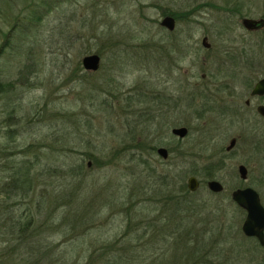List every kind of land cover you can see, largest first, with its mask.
Segmentation results:
<instances>
[{
    "label": "rangeland",
    "instance_id": "rangeland-1",
    "mask_svg": "<svg viewBox=\"0 0 264 264\" xmlns=\"http://www.w3.org/2000/svg\"><path fill=\"white\" fill-rule=\"evenodd\" d=\"M229 1L238 2L239 16L220 13ZM208 3L217 8L200 9ZM168 13L177 17L173 37L182 49L173 51L166 42L160 22ZM246 13L263 17L264 0H0V147L9 148L5 155L12 152L8 161L38 162L35 199L41 202L36 222L52 229L47 236L51 247L57 246L54 255L75 240L80 242L75 251L86 253L88 264L119 254L131 264H264L262 251H252L251 242H245L244 215L230 201L233 188L249 184L264 205V160L244 142L226 153L235 128L218 129L213 114L197 118L210 96L203 84L212 90L219 66L229 54H241L239 48L247 42L241 25ZM204 35L211 51L201 46ZM90 54L100 57L96 72L81 67V59ZM166 96L170 109L163 113ZM177 126L188 129L182 141L171 134ZM8 130L15 132L12 138ZM131 138L167 149L166 160L155 151L150 159L145 150L142 155L157 172L168 174L171 183L157 187L159 193L178 190L189 176L201 183L188 203L173 210L169 208L175 206L152 202L160 213L151 210L146 219L145 208H139L142 212L135 217L144 224L160 218L156 230L161 240L153 230L149 237L137 238L140 232L131 230L135 221L128 222L119 209L130 196L139 200L145 195L135 187L153 181L138 161L140 152L126 150L134 144ZM30 145L28 158L18 154ZM216 162L220 166L215 168ZM79 165L82 173L75 172ZM238 165L248 170L246 183L239 179ZM208 175L223 185L222 193L208 191ZM70 191L79 194L76 202L69 206L61 199L56 204ZM155 196L149 193L148 198ZM88 210L93 211L91 220ZM78 215L84 222L74 227ZM9 222L3 215L0 250L15 242ZM146 239L147 246H139ZM129 242L136 247L124 255L121 246ZM106 245L113 247L102 255ZM239 249L245 251L242 256L230 253Z\"/></svg>",
    "mask_w": 264,
    "mask_h": 264
},
{
    "label": "trees",
    "instance_id": "trees-1",
    "mask_svg": "<svg viewBox=\"0 0 264 264\" xmlns=\"http://www.w3.org/2000/svg\"><path fill=\"white\" fill-rule=\"evenodd\" d=\"M171 16H174L175 19L177 17L173 15V13H168ZM98 53V52H97ZM82 67V66H81ZM148 125V124H147ZM10 137H13V131H6ZM146 139L141 138L140 141L135 140L134 138H131V142L133 141V145L131 147L126 148V150L129 149H136L140 152V156L138 157L139 163L145 168L146 174L148 177H151L153 179L152 184H146L144 187H135V190L142 191L144 190V194L142 195L141 199L139 200H133L132 196L128 198V200L122 201L119 204V209H122V211L125 213L127 221L132 222L135 221V225L131 230H136L140 232V235L137 238L142 237L147 238L149 237V232L153 230L156 234V238H161L162 234L159 230H156L159 219H149V222L146 224L140 222L139 218L135 217L139 213L141 207L145 208L146 219L148 218V214L151 212V210L157 211L159 210L157 207L153 208L151 207L152 202H156V205L158 204H164L167 206H175L174 208H169L171 210L176 208L177 204H183L182 202H187V197L191 194L185 183H181L178 186V190H172L169 191L166 194H163V192L159 193L158 190L161 187V185L165 186L163 188H167V185H170L171 181L168 182V174L157 172L149 163L148 160L142 159L143 153L146 151L148 154V159L153 157L155 148L148 147L146 144ZM31 148V145L29 147L25 146L21 148L20 152L18 154H22L24 157H27L30 155L29 149ZM7 147L3 146L0 147V220L3 218V215H5L9 222V225H7V229H10V233L12 234V240H14V245H11L9 247H4L0 250V264H81V262L84 261V264H88L87 260H85L87 257L86 253L82 252H76L75 250L78 247V243L80 242H71L70 245L65 250L57 251V255H54V251L57 248V246H52L51 243L48 241V234L50 233L52 229H50L49 226H45L44 229H42L43 224H39L36 222V217L39 214V205H40V198L36 196V189L39 187V182L37 175L34 174V167L35 164L38 162L28 160V159H20L18 160H10L8 161L7 157L12 156V152L9 150V155L3 154V150L5 152L7 151ZM145 150V151H144ZM34 154V153H33ZM31 154V155H33ZM5 155L6 157H3ZM38 154H35V157L37 158ZM14 157V156H13ZM6 158L5 160H2ZM2 160V161H1ZM82 167L79 165L75 172L82 173ZM209 174V173H208ZM210 176V175H208ZM157 184V185H156ZM160 185V186H159ZM134 189V187H133ZM77 198L79 194L76 191H70L67 194L62 193L60 197H58V202L56 204H59L60 200L63 199V203L71 206L73 202H76V194ZM149 193H152V195H156L155 199L149 200L148 195ZM72 195V196H71ZM73 197L74 200H71L70 198ZM160 198V199H159ZM78 203V202H77ZM188 203V202H187ZM79 204V203H78ZM153 204V203H152ZM76 207L79 205L74 204ZM24 206L23 209L20 207ZM36 206V208H35ZM47 206V205H46ZM81 206V205H80ZM79 206V207H80ZM137 206H140L136 208ZM134 209H137L134 210ZM143 209V208H142ZM21 210V211H20ZM134 210V211H133ZM3 211V213H2ZM133 211V212H132ZM136 211V212H135ZM161 211V210H160ZM142 212V211H140ZM96 212H94L95 214ZM78 214V212H77ZM90 216H93V211L88 210V219ZM137 218V220H136ZM156 218V217H155ZM74 227L81 226L84 222V219L82 216L74 217ZM161 221V220H160ZM180 221H182L180 219ZM63 225H59L58 230L62 233V227ZM130 226V223H128V228ZM182 226V225H181ZM127 228V229H128ZM158 233H157V232ZM129 232V230H128ZM123 237H125V234H123ZM140 239H138L139 241ZM161 240V239H160ZM6 242L5 240H3ZM146 241H143L139 246H144V248L147 246ZM188 246V244H185ZM61 246V245H60ZM138 246V245H137ZM54 247V248H53ZM113 245L104 246V251H102V255L108 254L111 251V248ZM136 246L132 244L131 242L128 243V245H122L121 251L125 254L132 253V250ZM189 249V247H186ZM54 250V251H53ZM74 251V252H73ZM191 255V254H190ZM125 258V259H124ZM89 257V262H90ZM99 264H131V260L128 256H113L112 258L108 259H102L98 258ZM115 260V262H114Z\"/></svg>",
    "mask_w": 264,
    "mask_h": 264
},
{
    "label": "flooded vegetation",
    "instance_id": "flooded-vegetation-1",
    "mask_svg": "<svg viewBox=\"0 0 264 264\" xmlns=\"http://www.w3.org/2000/svg\"><path fill=\"white\" fill-rule=\"evenodd\" d=\"M238 2H230L229 6L226 8H219L223 13V15L228 17L239 16L241 13V7L237 4ZM200 9L202 8H217L214 4L208 3L206 5H200ZM247 12V11H246ZM204 16H208V10H203ZM168 16V15H167ZM172 17V16H171ZM174 20L175 18L172 17ZM244 20L251 21L249 27L244 25ZM176 23V21H175ZM176 25V24H175ZM241 25L245 32V42L239 48L241 50V54H229L230 58L225 61L219 67V74L215 75L212 81L213 89L208 88V84H203V88L205 89V93H209V98L205 96V100L208 101L205 106L202 107V112L198 114L200 120L204 119L206 114H213L214 120L212 123H215L216 126L218 124V129L222 127H227V129L235 128L236 135L235 137H231L228 145L225 147V152L230 153L234 150L239 142H244L250 150L253 151V154L259 155L264 160V90H260L259 92L254 93L257 84L264 80V53H262V47L264 46V16L258 19L251 18L248 13L245 15L242 14L241 16ZM174 30H169L164 28L166 42L168 47H170L173 51L176 49H180V41L173 37ZM253 35H257L258 40H253ZM244 38V37H243ZM201 46L204 48L205 51H211L212 46L209 43L208 37L204 35L201 38ZM234 47V46H233ZM233 47L228 48L229 50L234 49ZM223 50H227L224 48ZM238 51V50H236ZM237 56H244L240 59ZM238 81H242L238 83ZM241 84V85H240ZM241 88L242 93L238 95L236 93L237 89ZM243 94V95H242ZM170 98H167L166 101H163L162 107L160 110H163V113L168 112L170 109ZM179 100V99H178ZM210 104V105H208ZM179 106V105H178ZM178 111H180V107H178ZM139 111V110H138ZM148 111V110H147ZM150 112L156 113L154 110H149ZM148 113V112H147ZM149 124V123H148ZM186 128L185 126H177L175 128ZM187 129V128H186ZM188 131V129H187ZM202 132L206 133L205 130L201 129ZM175 137V136H174ZM179 141L184 140V138L179 139ZM210 142H214L213 137L210 138ZM163 148V147H160ZM155 152L157 154V150ZM166 149V148H165ZM167 150V149H166ZM168 152V151H167ZM158 155V154H157ZM159 156V155H158ZM224 162L221 163L223 165ZM216 168L220 166L218 162L213 164ZM211 166V168H214ZM240 167L245 168V177L242 178L240 174ZM237 172L239 179L242 180L244 183L247 182L248 178V170L244 165H238ZM261 176L264 177V171L261 172ZM199 175V174H197ZM191 177V176H189ZM196 178V176H194ZM197 180V178H196ZM209 181H216L212 179L210 176L208 180L205 182V186L208 189V182ZM198 187L194 192L199 190L201 187V183L199 180ZM218 182V181H217ZM220 183V182H219ZM187 184V183H186ZM221 184V183H220ZM222 185V184H221ZM187 186V185H186ZM245 189H252L255 191L259 197L260 205L264 208V205L261 200L260 193L251 187L249 184L242 186V187H235L230 192V201L231 204L235 205L238 211L244 215L243 222L241 224V232L242 226L246 221L247 212L244 208H242L233 198V194L238 191H242ZM224 187L222 185V190L219 192H212L208 189L209 192L212 194L218 195L222 193ZM190 192V191H189ZM193 193V192H190ZM245 242H251V247L253 248L252 251L258 252L262 251L264 255V232H263V244L256 237H248L244 235ZM245 251L239 249L236 252L231 251L230 253H235L236 256H242Z\"/></svg>",
    "mask_w": 264,
    "mask_h": 264
},
{
    "label": "water",
    "instance_id": "water-1",
    "mask_svg": "<svg viewBox=\"0 0 264 264\" xmlns=\"http://www.w3.org/2000/svg\"><path fill=\"white\" fill-rule=\"evenodd\" d=\"M252 24L251 21L244 20V25L249 27ZM160 26L169 30L175 28V20L171 16H165ZM100 57L97 54L86 55L81 59V66L87 72H96L99 69ZM264 90V80L257 84L255 92ZM262 90V91H263ZM171 134L179 139L187 136L188 131L186 128H175L171 130ZM157 154L163 160L168 157V152L165 148H159ZM241 177H245V168L240 167ZM187 189L190 192H194L198 187V182L194 176L187 179ZM208 189L212 192H219L222 190V185L217 181H209ZM234 200L245 209L247 212L246 221L242 226L243 234L248 237H256L261 244H263V232H264V208L260 205L259 197L252 189H245L242 191L235 192L233 194Z\"/></svg>",
    "mask_w": 264,
    "mask_h": 264
}]
</instances>
